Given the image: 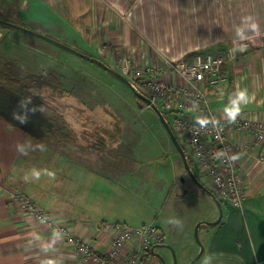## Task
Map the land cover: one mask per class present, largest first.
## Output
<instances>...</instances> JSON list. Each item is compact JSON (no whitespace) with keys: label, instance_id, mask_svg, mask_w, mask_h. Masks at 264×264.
Instances as JSON below:
<instances>
[{"label":"crops","instance_id":"0c3cea01","mask_svg":"<svg viewBox=\"0 0 264 264\" xmlns=\"http://www.w3.org/2000/svg\"><path fill=\"white\" fill-rule=\"evenodd\" d=\"M13 1L17 2L16 13L6 20L52 37L116 70L125 58L176 63L196 50L245 43L237 61L223 65L226 79L216 87L204 86L205 95L217 120L264 122V0ZM35 37L42 39L41 44L33 36L0 28V44L5 39H23L47 54L58 51L52 44L61 47ZM2 57L8 58L0 54ZM168 76L163 79L172 87L176 75L175 80ZM241 89L246 90L247 102L234 112V102L240 103L236 93ZM184 99L175 97L189 103ZM77 102L78 114L65 116L47 100L45 105L15 97L11 90L0 87V264H91L58 233L27 219L10 200V189L23 192L52 216L72 223L73 232L97 248L106 245V237L95 234L91 227L114 216L116 201L109 193L115 186L105 172L112 167L109 163L125 164L126 160L118 155L109 159L102 147L107 140L119 149L113 123L103 125L107 119L82 114V108L90 107L85 100H72V104ZM157 106L164 116L168 114L171 126V113L163 105ZM189 106L181 107L182 116H188ZM147 107L144 104L141 109ZM229 136L240 145L250 139L238 130H230ZM165 148L173 186L183 163L173 143ZM130 160L137 161L129 159L128 165ZM251 172L250 180L244 177L247 195L241 206L223 203L221 221L204 236L203 251L214 264H264V165Z\"/></svg>","mask_w":264,"mask_h":264},{"label":"rangeland","instance_id":"374dc122","mask_svg":"<svg viewBox=\"0 0 264 264\" xmlns=\"http://www.w3.org/2000/svg\"><path fill=\"white\" fill-rule=\"evenodd\" d=\"M11 1L0 0L1 19H9L12 17L11 14L16 13L17 2ZM0 28L3 30L9 28L24 37L33 36L39 41L38 44H41L42 39L25 30L9 27L3 23H0ZM7 41L5 39V43L0 44V54L8 57L0 58V87L11 90L15 97L42 102L45 105L47 100L48 104L56 105L59 113H64L65 116L78 114L75 108L80 105L78 102L72 104L73 99L85 100L90 108L89 110L82 108V114L92 113L99 115L97 119H107L108 122L103 125L110 126L113 123L112 132L118 135L116 139L119 149L110 144L113 142L107 140H104L102 147L109 153V159H114L113 157L116 158L118 155L123 156L126 161L125 164L118 161L109 163L112 167L105 172L111 184L115 186L109 193V198H114L116 201L112 209L114 216L108 218L106 222H125L129 226L155 223L163 233L162 244L167 245L155 248L165 264H189L199 251V244L194 237L195 224L199 221L215 220L219 210L212 197L189 177L183 165L180 166L181 173L175 178L173 186L170 185V159L164 149L168 143L172 147V142L155 112L149 107L142 110L130 86L95 62L51 43L48 44L58 50L56 53L41 52L38 50L39 45L32 46L23 39L14 41L10 38L9 42ZM227 46L228 44H218L216 47L194 52L207 51L216 54L220 48L224 50ZM8 60H13L33 71L48 69H44L39 75L24 70L18 72ZM110 67L117 69L115 66ZM116 71L119 72V69ZM168 77L175 80L174 74H169ZM69 100L71 104L68 103ZM48 109L52 108L48 107ZM165 118L169 120L167 113ZM103 132L105 133L104 129ZM99 134L97 132L96 137ZM88 135L90 136V132ZM175 154L178 158L177 153ZM132 158H136L137 161L130 160L131 163L128 165L129 159ZM193 171L197 179L204 184L198 171L195 168ZM207 189L212 191L208 185ZM221 210L223 213L222 202ZM213 226L201 224L198 227V238L203 250L204 236ZM214 262L208 259L203 251L193 264H214ZM139 264H161V262L150 254Z\"/></svg>","mask_w":264,"mask_h":264},{"label":"built area","instance_id":"2783aa9c","mask_svg":"<svg viewBox=\"0 0 264 264\" xmlns=\"http://www.w3.org/2000/svg\"><path fill=\"white\" fill-rule=\"evenodd\" d=\"M247 44L228 45L222 52H194L178 62H136L122 59L119 73L145 94L151 102L163 105L172 115L171 128L178 142L192 156V161L204 184L216 198L233 206H241L247 195L244 177H253L251 170L264 165V122L249 118L217 120L207 103L204 86L216 87L226 79L224 64H233L242 55ZM140 63V64H139ZM139 64V65H138ZM176 75V83L169 87L165 75ZM190 106L188 116L180 110ZM184 130L185 132H183ZM230 130L250 136L240 145L233 141ZM244 175V176H243ZM10 200L27 219L58 233L67 244L91 264H139L154 244L163 242V233L155 223L129 226L125 222H100L91 227L95 234L106 237V245L97 248L87 239L73 232V224L51 215L28 195L17 189L8 191Z\"/></svg>","mask_w":264,"mask_h":264},{"label":"water","instance_id":"95a60500","mask_svg":"<svg viewBox=\"0 0 264 264\" xmlns=\"http://www.w3.org/2000/svg\"><path fill=\"white\" fill-rule=\"evenodd\" d=\"M0 22H3L5 24H8L12 27H16V28H19V29H22V30H25L27 32H30V33H33L39 37H42L48 41H51L65 49H68L69 51L83 57V58H86L92 62H95L97 63L98 65H100L101 67H103L105 70H107L108 72H111L112 74H114L117 78H119L120 80H122L123 82H125L126 84H128V86H130V88L132 89L133 91V94L137 97V103L140 107L143 106V103L146 104L148 107H150L153 112H155V114L157 115V117L159 118V120L161 121V123L163 124L165 130L167 131L173 145L175 146L176 150L178 151V153L180 154V157H181V160H182V163H183V167L185 169V171L187 172V174L191 177V179L200 187L202 188L203 190H205V192L207 194H209L212 199L214 200L218 210H219V215L218 217L213 220V221H199L195 224V227H194V237H195V240L197 241V243L199 244V251L198 253L196 254V256H194L191 261L189 262V264H193L197 259L198 257L202 254L203 252V246L201 245L200 241H199V238H198V227L201 225V224H208V225H215L217 223H219L221 221V218H222V210H221V203L220 201L216 198V196L214 195V193L212 191H210L209 189H207V187H205L198 179L197 177L195 176L189 162H188V159H187V156L185 154V151L184 149L182 148V146L180 145V143L178 142V139L173 131V129L171 128L169 122L167 121V119L165 118L163 112L159 109V107L150 101V99L145 95L143 94L142 92H140L139 90H137L133 85L132 83L130 82V80H128L126 77H124L122 74H120L119 72H117L116 70H114L113 68H111L110 66H108L106 63L102 62L101 60L95 58V57H92V56H89V55H86L84 54L83 52L79 51V50H76L75 48L73 47H70L64 43H61L59 42L58 40L52 38V37H49L45 34H42V33H39L37 31H33L25 26H22L20 24H17V23H13L11 21H8V20H4V19H1L0 18ZM143 102V103H142ZM160 246H167V245H163L162 243H158V244H154L151 246L150 248V254L153 255V256H156L157 258H159L161 264H165L162 256L155 251V248L156 247H160Z\"/></svg>","mask_w":264,"mask_h":264},{"label":"trees","instance_id":"16d2710c","mask_svg":"<svg viewBox=\"0 0 264 264\" xmlns=\"http://www.w3.org/2000/svg\"><path fill=\"white\" fill-rule=\"evenodd\" d=\"M0 23H3V22H0ZM3 24H5V23H3ZM5 25H8V24H5ZM9 27H12V26H10V25H8ZM221 50L222 49H219V52H221ZM218 52V53H219ZM12 65H13V67L15 68V70L16 71H18V72H20L21 70H24V71H27V72H30V73H34L35 75H39L44 69H48V68H42L41 70H39V71H31V70H28V69H26V68H24V67H22V66H20L17 62H15V61H13V60H8ZM132 83V82H131ZM30 100V99H29ZM31 101H33V100H31ZM143 103V102H142ZM143 105H144V103H143ZM174 131V130H173ZM175 133V132H174ZM181 145V144H180ZM182 146V145H181ZM182 148L184 149V147L182 146ZM184 151H185V149H184ZM185 154H186V156H187V159H188V162H189V164H190V166H191V168H192V166H193V161H192V156L188 153V152H186L185 151ZM205 186V185H204ZM221 203V202H220ZM149 255V254H148Z\"/></svg>","mask_w":264,"mask_h":264},{"label":"clouds","instance_id":"9594fccd","mask_svg":"<svg viewBox=\"0 0 264 264\" xmlns=\"http://www.w3.org/2000/svg\"><path fill=\"white\" fill-rule=\"evenodd\" d=\"M235 100L236 101H240V103H235L233 104V111L234 112H238L239 111V106L240 104L243 102V103H246L247 102V94H246V90H238L237 93H236V97H235ZM35 175H39L38 172L34 173ZM206 187V186H205Z\"/></svg>","mask_w":264,"mask_h":264},{"label":"flooded vegetation","instance_id":"af4514ba","mask_svg":"<svg viewBox=\"0 0 264 264\" xmlns=\"http://www.w3.org/2000/svg\"><path fill=\"white\" fill-rule=\"evenodd\" d=\"M156 251V250H155ZM157 252V251H156ZM149 255H150V252H149ZM155 258H157L156 256H155ZM157 259H159V258H157Z\"/></svg>","mask_w":264,"mask_h":264}]
</instances>
